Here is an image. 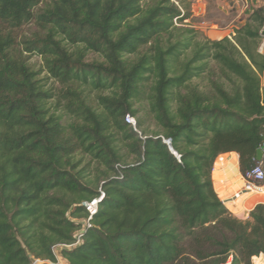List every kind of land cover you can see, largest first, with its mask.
Returning a JSON list of instances; mask_svg holds the SVG:
<instances>
[{"label":"trees","instance_id":"16d2710c","mask_svg":"<svg viewBox=\"0 0 264 264\" xmlns=\"http://www.w3.org/2000/svg\"><path fill=\"white\" fill-rule=\"evenodd\" d=\"M45 1L0 0V264H57L101 193L68 264L259 261L264 204L243 221L217 192L264 140V7L200 40L187 0Z\"/></svg>","mask_w":264,"mask_h":264},{"label":"rangeland","instance_id":"374dc122","mask_svg":"<svg viewBox=\"0 0 264 264\" xmlns=\"http://www.w3.org/2000/svg\"><path fill=\"white\" fill-rule=\"evenodd\" d=\"M51 1L52 0H46L45 2L49 3ZM186 4L190 5L191 10V16L187 22L188 28H194L202 32L199 37L200 40H206V38L220 40L224 37L232 36L233 31L243 26L254 10L259 7H264V0H187ZM38 31L35 25H26L18 30V40L23 41L25 38H30ZM93 57L94 56H92V58ZM30 63L37 70L41 69L43 66L39 56H34ZM213 67L216 74L220 76L218 68L215 65ZM195 82L205 88L209 80H196ZM50 83L56 88H59V84L54 82ZM136 108H139V106L136 105ZM141 110L140 117L145 118L147 129L149 131H155V122L143 108ZM255 198H264V189L259 190L256 196L249 195V197L246 198L242 206L243 212L235 214L229 211L238 219L246 221L250 217L251 211L258 205L257 203L261 202L259 204H264L263 200H259L253 205ZM257 258L260 260L257 261L254 257L252 259L253 264H264V256H259Z\"/></svg>","mask_w":264,"mask_h":264},{"label":"built area","instance_id":"2783aa9c","mask_svg":"<svg viewBox=\"0 0 264 264\" xmlns=\"http://www.w3.org/2000/svg\"><path fill=\"white\" fill-rule=\"evenodd\" d=\"M261 51H263V49L261 48ZM262 93L264 95V77L262 80ZM126 120L128 123H130L134 128H136V121L134 118H132L131 116H127ZM262 153H263V160H264V140L259 148ZM223 161L222 156L218 159ZM217 160V161H218ZM263 160L261 162L256 163L255 167H253L246 176V185H245V189L244 192L239 194V195H243L244 193L248 192V189L250 188H254L255 190L259 191L261 189L264 188V163ZM105 195L104 193H101V195L94 199L91 202L85 203V207L87 212L89 213V218L84 222L83 224V229L76 234L75 236V243L72 245H62L56 248L55 250V254L57 256V264H60V261H63V259H61V251L64 249H74L75 247H77L78 245H80L81 241H82V237H83V233L88 229L91 228V220L92 218L97 214L98 210H99V204L104 200ZM238 198V196H236V199ZM263 256V255H261ZM41 261H35L33 264H39ZM229 264V263H228Z\"/></svg>","mask_w":264,"mask_h":264},{"label":"crops","instance_id":"0c3cea01","mask_svg":"<svg viewBox=\"0 0 264 264\" xmlns=\"http://www.w3.org/2000/svg\"><path fill=\"white\" fill-rule=\"evenodd\" d=\"M234 154L237 155V163L236 164L231 163ZM222 157L224 158V161H225L224 164L225 165L222 166L220 171L223 173L224 181L222 184L225 188H223V190H222L223 192L221 194H219L218 192H217V194L223 202H226L225 205L227 206V208L230 211H232L235 214H238V213L243 212L242 206L244 204V201L247 198V196H244L245 194L239 195V194L244 192L245 182H246L245 178L243 177V175L241 173V169H240V157L237 153L226 154V155H223ZM215 171H216V169L214 168V171L212 174L213 181H214V187L216 184V181L214 180ZM236 196H238V198L233 202H235L234 204L237 203V207L228 206L227 201L233 200ZM259 200L264 201V198H258V199L255 198L253 205L256 202H258ZM259 203H261V202H259ZM259 203H257V204H259ZM61 259H63V258L61 257ZM64 262H66V261L63 259V261H60L59 263L63 264Z\"/></svg>","mask_w":264,"mask_h":264},{"label":"water","instance_id":"95a60500","mask_svg":"<svg viewBox=\"0 0 264 264\" xmlns=\"http://www.w3.org/2000/svg\"><path fill=\"white\" fill-rule=\"evenodd\" d=\"M166 143L171 147V143L170 141H166ZM263 160V153L262 151L259 149L257 151V161L258 162H261ZM236 200V197L233 199V200H230V201H235ZM224 204H226V202H224ZM39 264H53L51 262H40ZM65 264H68V263H65Z\"/></svg>","mask_w":264,"mask_h":264},{"label":"bare ground","instance_id":"6f19581e","mask_svg":"<svg viewBox=\"0 0 264 264\" xmlns=\"http://www.w3.org/2000/svg\"><path fill=\"white\" fill-rule=\"evenodd\" d=\"M65 264V263H64Z\"/></svg>","mask_w":264,"mask_h":264}]
</instances>
